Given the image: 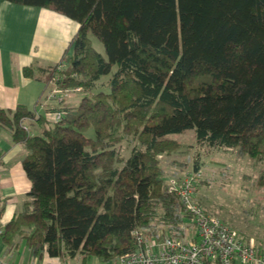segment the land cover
I'll use <instances>...</instances> for the list:
<instances>
[{"label":"trees","instance_id":"1","mask_svg":"<svg viewBox=\"0 0 264 264\" xmlns=\"http://www.w3.org/2000/svg\"><path fill=\"white\" fill-rule=\"evenodd\" d=\"M8 1L79 24L64 69L34 64L24 72L45 86L58 76L64 87L83 89L54 108L63 111L58 121L25 104L0 107V131L10 129L24 146L31 182L4 225L0 187L2 255L25 244L33 257L46 251L62 262L118 264L137 249L135 230L184 240L185 205L169 188L184 174L166 159L182 144L171 135L194 131L191 148L264 162V0ZM103 77L106 89L96 88ZM28 118L39 132L23 127ZM240 234L251 243V234Z\"/></svg>","mask_w":264,"mask_h":264},{"label":"crops","instance_id":"2","mask_svg":"<svg viewBox=\"0 0 264 264\" xmlns=\"http://www.w3.org/2000/svg\"><path fill=\"white\" fill-rule=\"evenodd\" d=\"M78 29V23L55 11L0 0L1 108L12 110L18 104H25L30 109H36L35 104L41 98L45 85L26 76L24 68L34 64L40 65L38 62L48 66L64 61L72 52L71 41ZM35 122L33 126L39 128L41 124ZM23 156L24 146L13 141L10 129L2 128L0 187L7 198L6 210L1 220L3 225L13 218L31 188V182L23 168ZM4 247L2 243L1 256ZM42 261L45 264H117L114 261H103L98 257H91L86 262L77 259L62 262L46 251L40 257H33L31 252H28L27 264H41ZM232 264L242 263L236 261Z\"/></svg>","mask_w":264,"mask_h":264},{"label":"built area","instance_id":"3","mask_svg":"<svg viewBox=\"0 0 264 264\" xmlns=\"http://www.w3.org/2000/svg\"><path fill=\"white\" fill-rule=\"evenodd\" d=\"M66 67L65 62L58 63V70ZM56 76L44 88L37 102L36 114H45L49 121H58L63 111L54 109L66 99L82 91L78 86L67 89L59 83ZM26 120L33 121L28 118ZM26 120L23 127L29 131ZM201 171L185 173L181 179L170 178V191L177 193L187 213L188 223L183 226L185 239L166 235L162 240L156 237L148 239L145 232L133 231L138 241L135 251L126 253L118 260V264H264V254L257 253L255 245L247 244L241 238V232L231 227L221 218L207 213L195 201V190ZM0 264H11L0 256Z\"/></svg>","mask_w":264,"mask_h":264},{"label":"rangeland","instance_id":"4","mask_svg":"<svg viewBox=\"0 0 264 264\" xmlns=\"http://www.w3.org/2000/svg\"><path fill=\"white\" fill-rule=\"evenodd\" d=\"M94 43L105 53L104 45L100 41L95 39ZM37 64L43 66L42 63ZM107 79L108 77H103L96 88L106 89ZM79 96L80 92L69 97L67 101L75 102ZM34 124L36 123L26 120L29 130L32 128L39 132L40 129L35 128ZM194 137V131L171 135V138L182 145L178 152L166 156L167 163H170L168 167L172 169V173L179 172L183 175L194 171L195 163L198 162V171H201L203 178L201 181H205L200 182L195 193L201 206L208 213L229 222L241 233L251 234V242L257 244L260 252L264 253V182H261L264 177V162L234 150L217 149L207 152L198 146L191 148L189 146L195 143ZM174 161L183 162L185 166L175 164ZM1 244L0 240V246ZM28 252L27 246L22 244L13 256L4 254L2 257L11 264H27ZM41 264L45 262L42 261Z\"/></svg>","mask_w":264,"mask_h":264}]
</instances>
